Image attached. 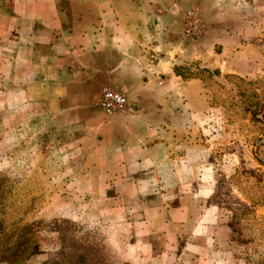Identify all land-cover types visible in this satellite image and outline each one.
Returning <instances> with one entry per match:
<instances>
[{
  "label": "crops",
  "instance_id": "crops-1",
  "mask_svg": "<svg viewBox=\"0 0 264 264\" xmlns=\"http://www.w3.org/2000/svg\"><path fill=\"white\" fill-rule=\"evenodd\" d=\"M155 2L0 0V134L37 144L55 199L85 198L92 214H112L127 259L230 264L218 236L231 228L214 201L217 108L205 79L175 67L256 71L222 67L216 46L230 41L219 30L174 41ZM105 86L125 93V111L100 109Z\"/></svg>",
  "mask_w": 264,
  "mask_h": 264
},
{
  "label": "rangeland",
  "instance_id": "rangeland-1",
  "mask_svg": "<svg viewBox=\"0 0 264 264\" xmlns=\"http://www.w3.org/2000/svg\"><path fill=\"white\" fill-rule=\"evenodd\" d=\"M155 4L157 23L172 28L174 41L219 30L230 41L216 46L222 67L240 64L256 71L249 83L219 70L213 75L218 85L207 88L218 113L210 124L216 123L215 133H220L211 159L219 180L214 201L231 228L229 238L218 236L219 247L230 264H264V0ZM189 10L202 21L198 36H186ZM20 138L0 134V264H139L119 248L107 222L112 214H92L85 198L55 199L57 183L47 175L52 167L39 161L43 156L37 144L23 148ZM237 140H244L239 150L233 147Z\"/></svg>",
  "mask_w": 264,
  "mask_h": 264
},
{
  "label": "built area",
  "instance_id": "built-area-1",
  "mask_svg": "<svg viewBox=\"0 0 264 264\" xmlns=\"http://www.w3.org/2000/svg\"><path fill=\"white\" fill-rule=\"evenodd\" d=\"M186 36H198L202 30V21L194 10L187 11L185 15ZM98 105L107 115L123 112L128 108V99L119 87L105 86L102 89Z\"/></svg>",
  "mask_w": 264,
  "mask_h": 264
},
{
  "label": "trees",
  "instance_id": "trees-1",
  "mask_svg": "<svg viewBox=\"0 0 264 264\" xmlns=\"http://www.w3.org/2000/svg\"><path fill=\"white\" fill-rule=\"evenodd\" d=\"M216 71H217V73H216ZM175 72L177 74L183 76L184 78L201 77V78L205 79V81L207 82V86L208 87H214L215 85H218V81H217V79H213L214 78L213 75L217 76L218 74H220L218 69L210 70L208 68H201V67H199V65L197 63L196 64H192V65L176 66L175 67ZM212 73H214V74H212ZM237 77L240 78V79L245 78V79H247V81L249 83L251 82V78L249 76H242V75L237 74ZM230 91L231 92L232 91H236L237 94H241V92H238L239 91L238 88L237 89H234V88L231 89L230 88ZM209 92L211 94H213L210 89H209ZM211 105H212V103H211Z\"/></svg>",
  "mask_w": 264,
  "mask_h": 264
}]
</instances>
